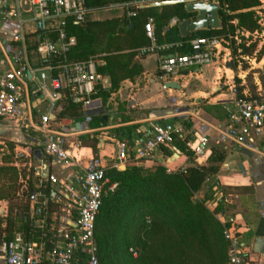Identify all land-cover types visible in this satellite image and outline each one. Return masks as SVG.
Returning a JSON list of instances; mask_svg holds the SVG:
<instances>
[{
    "label": "built area",
    "instance_id": "2783aa9c",
    "mask_svg": "<svg viewBox=\"0 0 264 264\" xmlns=\"http://www.w3.org/2000/svg\"><path fill=\"white\" fill-rule=\"evenodd\" d=\"M158 1L162 0H128L119 5L127 8L128 16H133L136 7L149 6ZM24 4L34 23L33 32L42 36L36 48L30 52L37 55L38 64L32 67L27 55L0 52V127H24L38 131L45 140L44 153L53 162L63 163L70 155L64 148L62 135L51 127L50 112L42 113L37 120L33 119L24 100L27 92L24 80L29 74L32 94L48 90L53 97L58 93L60 96L65 93L81 102L85 108L93 103L91 94L96 86L106 87L107 78L97 69L104 64L103 60L91 56L56 66L42 64L41 61L48 60L55 54L66 53L75 44V37L67 35L66 25L69 22L85 21L94 7L87 6L84 0H24ZM20 6L21 0H0V20L6 22L19 17L20 22L24 21L20 15ZM173 21L175 23L176 19ZM144 30L150 44L139 48L138 55L166 47L156 44L152 17L146 20ZM49 33H55L56 38L51 39ZM12 40L24 45V32H15ZM222 40L219 35L191 38L189 52L160 58L158 70L164 76H171L181 70L199 68L220 57L221 61L226 62L224 55H229V52L222 57ZM53 69H57L55 75L52 73ZM255 84L257 96H250L245 87L242 96L234 97L224 107L225 135L233 144L254 152L264 146V98L260 93V82ZM189 132L191 131L181 121L155 123L140 138H135L131 146L127 139L116 140L111 165L122 169L127 161L134 160L138 166L151 167L158 161L171 172L176 160L173 156L183 154L186 160L185 164H181L183 169L190 164L189 154L198 160L209 149L207 136L186 138ZM176 139L184 142L185 152L176 150ZM163 148L170 149L171 154L163 156ZM105 168L106 166L95 165L86 168L73 180L60 181L48 172L47 163L41 162L39 175L56 185L52 192L54 202L66 204L62 207L63 215L59 218L60 227L49 236L43 233L39 240L27 239L22 232H16L9 240L0 239V264H100L94 238L95 218L103 194L117 184L106 177ZM6 207L0 200V214L6 212ZM241 232L235 217L230 216L223 229L224 238L228 242L227 264H254L248 256L246 246L241 242Z\"/></svg>",
    "mask_w": 264,
    "mask_h": 264
},
{
    "label": "trees",
    "instance_id": "16d2710c",
    "mask_svg": "<svg viewBox=\"0 0 264 264\" xmlns=\"http://www.w3.org/2000/svg\"><path fill=\"white\" fill-rule=\"evenodd\" d=\"M128 0H84L87 6L95 7L112 2H125ZM220 9L218 16L221 22L219 28L199 29L191 32L188 36H182L179 31V23L191 16L181 3L167 4L162 6L136 7L135 15L128 16L127 8H124V16L90 20L87 18L80 23L69 22L65 30L68 36L75 37V44L66 53L55 54L48 60L42 59V64L50 63L53 66L64 62H75L87 59L95 53H100L99 58L104 64L98 66V71L109 79L107 87L97 85L92 98H100L104 105L112 93L116 92L120 83L124 79H133L142 72V66L136 59L138 49L150 44L145 34L144 24L149 17H152L156 44L158 46L169 45L167 48L159 49L160 54L167 56L174 53H187L190 51L189 40L196 36L219 35L226 36L228 32L234 33L236 27L255 32L259 28L256 9L261 5V0H219ZM133 9V7H129ZM176 19L171 25L170 21ZM132 25V27H130ZM51 39H55V33H49ZM42 36L37 32L24 35V44L29 53L36 48ZM254 44L249 46L241 45L238 53L242 56H251ZM235 49L233 52L235 53ZM261 52L256 56V60L261 57ZM141 57H144L142 55ZM230 68L233 65L228 64ZM55 75L57 69H53ZM160 75L161 72H160ZM259 78L264 83V76L259 72ZM249 90L250 96H257L256 84ZM245 84L236 87V96L243 95ZM247 88V87H246ZM59 107L53 119L61 125H68L70 121H82L90 117L89 128L108 125L106 114L87 115L81 102L75 101L65 93L56 100ZM177 119V118H175ZM186 128L192 126L190 118H178ZM129 117L122 116L121 121H129ZM170 120H173L172 118ZM133 125L123 128H113L114 132L121 131L119 139H127L131 146L135 138L141 135L136 133L135 138L130 135ZM193 132H189L186 138H192ZM69 140L80 142L81 145L91 148L94 159L98 154V139L90 137L89 134H81L70 137ZM174 145L186 151L184 142L175 140ZM41 149L40 145H35L31 149V155L35 149ZM42 154L45 155L42 151ZM163 156H169L171 150L163 148ZM227 154V149L219 144L210 147V154L202 165L189 164L181 169V163L175 162L173 170L168 172L161 163H156L151 167H143L135 164L134 160L125 163L123 169L113 167L108 164L105 168V175L110 182H116L113 189H107L102 196L101 205L95 218L94 238L96 242V255L100 264H140L139 257L131 258L128 253L129 242L126 232H120L123 218L114 221V216L118 215L122 207L125 210L132 205H146L148 213V225L155 220L172 227L181 246L182 264H227L228 242L223 236L221 223L216 220L212 213L201 204L193 201V194L198 191L203 182L215 176ZM154 167V169H152ZM3 169V168H0ZM46 190V208L44 221L35 223L33 215L30 213V202L26 201L22 205L0 214V239L9 240L16 232H22L25 238L39 240L43 233L50 235L48 222L50 214L55 210V202L52 192L55 187L49 180H42ZM215 185L220 183L216 180ZM244 191L251 190V185L241 187ZM124 210V211H125ZM123 211V212H124ZM41 215L39 218H42ZM146 233V230L143 231ZM128 237V236H127ZM130 239H133L132 237Z\"/></svg>",
    "mask_w": 264,
    "mask_h": 264
},
{
    "label": "crops",
    "instance_id": "0c3cea01",
    "mask_svg": "<svg viewBox=\"0 0 264 264\" xmlns=\"http://www.w3.org/2000/svg\"><path fill=\"white\" fill-rule=\"evenodd\" d=\"M20 15L24 19L22 22H20L19 17H14L6 22L0 20V52L9 55H27L33 67L38 64L37 55L28 53L25 44L12 40V35L17 31L22 30L25 35L33 33L34 30V23L30 19V15L27 14V5L24 4V0H21ZM173 19L170 21L171 25L174 24ZM164 46L167 48L169 45ZM153 55L156 66L154 73L156 78L160 80V84L154 81V75L148 70L146 63ZM141 56L137 54L136 57L142 66L141 74L134 77V79L122 80L118 90L111 94V96L118 97V100L114 102L116 104L115 112L111 114L105 112L106 107L102 104L100 98H94L89 107H83L87 115H97L99 113L108 116V125L94 128H89L90 117L82 121L72 120L64 126L54 121L53 119L59 108L56 101L47 98L46 91L32 94V81L29 80L30 75L28 74V77L24 80L27 87L24 100L33 119L36 116L39 118L44 112H50L51 118L54 114L52 124L55 131H57V127L68 129L69 125H73L76 130L82 131V134H89L90 137L98 139V154L97 158L94 159L90 147L81 145L80 142L71 141L68 137L67 147L64 146V148L69 153L70 158L61 163L53 162L44 153L45 140L43 138L36 144L41 146L45 154H42L41 159H37L39 164L46 162L48 172L55 175L60 181L73 180L88 167L95 165L107 166L113 163L114 144L119 139L116 133L120 134L121 131L125 130L114 132L113 128L133 125L130 135L135 138L136 133L143 135L145 130L151 128L155 123L162 124L167 121H180L178 118H190L193 123L189 130L193 132L194 136H207L208 138L207 157L210 154L212 145L219 144L227 149L226 157L216 177L220 184L233 186L240 190L235 195L232 215L242 231L241 242L246 246L248 256L254 261V264H264V146L258 151H250L233 144L225 135L224 107L231 99L236 97L237 92L236 86L230 82L232 76H229L227 72L231 71L230 67H226L225 62L220 59H214L199 68L181 70L171 76H164L160 75L158 63L160 58L167 56L166 54H160L156 50L144 54V57ZM169 80L176 81L180 84V87H165L164 82ZM105 84L106 87L109 85L108 78ZM111 96L108 100L112 99ZM44 100L48 101L44 102ZM189 100L192 101L189 102ZM184 101L193 103L195 106H183ZM123 114L129 117L130 120L122 122L121 117ZM171 118L173 120H170ZM76 122L80 123L79 129L75 126ZM2 128L6 129V132L15 131L14 127L3 126ZM176 150L181 151L179 148ZM158 159L161 158L158 157ZM175 159V162L186 163L183 154ZM240 163L244 167L245 174L240 170ZM52 185L56 187L55 184ZM245 185H251V190L244 191L241 187ZM258 237L262 238V249L260 252H255L254 247Z\"/></svg>",
    "mask_w": 264,
    "mask_h": 264
},
{
    "label": "rangeland",
    "instance_id": "374dc122",
    "mask_svg": "<svg viewBox=\"0 0 264 264\" xmlns=\"http://www.w3.org/2000/svg\"><path fill=\"white\" fill-rule=\"evenodd\" d=\"M119 4L120 2H112L95 6L90 14V20H103L124 16V8ZM256 14L259 24L257 31L250 33L237 28L236 20H233L232 22L235 25L234 33L230 34L228 32L226 36H221L223 40L221 41L220 47L222 57L223 54L229 52V55H224L226 60L225 66L229 67L227 65L229 63L233 65V68H230L231 71H227L229 76H232L230 79L231 84L233 83L236 87L245 84L250 90L253 89L255 82L262 83L259 78V72L261 73V66L264 64V0H261V5L257 7ZM253 44L254 51L251 56L238 54L241 50V45L250 47ZM223 48H227L228 50H224ZM234 49L236 50L235 53L233 52ZM259 52H261V58L256 60ZM100 55V53H95L93 56L100 59ZM146 63L148 70L154 75V81L160 84V80L156 78L154 73L156 67L154 55ZM262 75L264 76V74ZM260 93L262 98H264V83ZM111 97L112 99L107 100V103L104 104L106 107L105 112L108 114L115 112L114 108L116 104L114 102L118 100V97L114 95ZM47 101L44 100V102ZM189 102L184 101L182 105L188 107L195 106V104ZM37 118L38 116L34 119L37 120ZM62 125L64 126V124ZM53 126L51 123L52 128ZM14 128L15 131L0 133V168H3L0 169V200L9 210L13 209L12 212H15L19 205L29 201L31 205L30 213L36 218L35 223L40 224L44 221L46 215L47 194L44 184H41L44 179L39 175L40 164L37 159L32 157L31 149L37 142L43 139V136L32 128ZM56 130L63 134L61 137L66 147L68 137H76L83 133L82 131L76 130L73 125H69L68 129L57 127ZM176 157L175 155L173 156V158ZM189 157L190 164L192 165H202L207 159L206 156L205 158L195 160L191 154H189ZM156 163L159 162L157 161ZM216 180V175L207 178L200 189L193 194L192 198L195 203L201 204L211 212L213 217L221 223L224 229V226L227 224V219L233 216L232 211L236 199L235 195L240 190L224 184H220L217 187L215 185ZM55 204V210L50 214V221L48 222L49 230H51L52 234L60 227L59 218L63 215L62 207L66 206L64 203ZM144 206L146 205H132L126 210V206L122 207L120 209L122 213H118V215L113 217L114 221H119L120 218H123L120 232H126V238H129L127 240L132 242L128 245L130 257H139L140 264H182V250L173 228L158 220L148 225L146 222L149 215ZM41 215L43 217L39 218ZM144 230H146V233L143 232ZM131 237L133 239H130Z\"/></svg>",
    "mask_w": 264,
    "mask_h": 264
},
{
    "label": "water",
    "instance_id": "95a60500",
    "mask_svg": "<svg viewBox=\"0 0 264 264\" xmlns=\"http://www.w3.org/2000/svg\"><path fill=\"white\" fill-rule=\"evenodd\" d=\"M181 3L185 5V10L191 14L188 18L183 19L179 23V31L182 36H188L191 32H194L199 29L206 28H219L221 25L218 11L220 9L219 0H162L158 2H153L149 4V6H162L167 4ZM145 6H140L143 8ZM206 15H209L206 17ZM132 27V25H130ZM261 73L264 74V64L261 66ZM164 86L168 88H179L180 84H178L174 80H169L164 82ZM47 98L51 101H56L60 97V93L53 97L51 92L46 90ZM52 118H54V114H52ZM76 128L79 129L80 123L76 122ZM6 132V129L0 127V133ZM34 158L41 159L42 150L35 149ZM240 170L243 174H245L244 167L242 163L239 164ZM124 168V167H123ZM262 238H256V246L254 247L255 252H260L262 249Z\"/></svg>",
    "mask_w": 264,
    "mask_h": 264
},
{
    "label": "bare ground",
    "instance_id": "6f19581e",
    "mask_svg": "<svg viewBox=\"0 0 264 264\" xmlns=\"http://www.w3.org/2000/svg\"><path fill=\"white\" fill-rule=\"evenodd\" d=\"M207 156V153L204 154V156L202 158H205Z\"/></svg>",
    "mask_w": 264,
    "mask_h": 264
}]
</instances>
